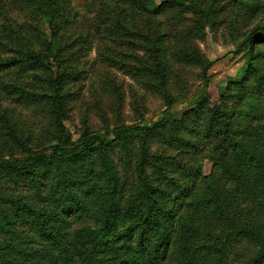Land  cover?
Segmentation results:
<instances>
[{"label": "rangeland", "instance_id": "374dc122", "mask_svg": "<svg viewBox=\"0 0 264 264\" xmlns=\"http://www.w3.org/2000/svg\"><path fill=\"white\" fill-rule=\"evenodd\" d=\"M165 2L57 0L60 17L52 27L38 11L36 0H0V60L29 53L49 58V67L0 69V162L49 154L51 146L59 144L51 98L53 82L60 74L70 149L79 147L86 133L113 139L120 130L150 128L174 115L173 120L181 124L185 148L172 145L174 128L165 124L149 137L130 136L110 149L109 155L125 200L137 195L141 163L145 162L150 179L153 167L164 166L175 181L172 184L182 189L180 197L172 196L167 202L170 219L179 225L182 218H188L193 212L191 200L201 199L205 186L204 180L197 187L185 186L183 170L199 167L207 176L220 159L208 144L203 114L188 108L205 95L203 76L209 63L215 62L208 73L212 107H235L237 130L264 127V86L247 91L237 106L226 97L229 83L240 82L246 75L248 51L238 54V48L246 34L264 25V0H187L182 7L181 0L175 8L157 11ZM256 6L260 11H254ZM184 124L191 132H201L200 136L185 133ZM83 164L91 172L88 178L97 182L102 169L99 153H92ZM104 179L101 184L106 183ZM157 184L163 190L164 184ZM26 190L4 187L6 195L17 198L25 197ZM125 215L123 210L121 220ZM4 238L1 234L0 242ZM179 238L180 234L173 235L170 251L158 264H178ZM246 246L230 255L234 263L254 253L252 246ZM0 254L10 263L19 262L17 252Z\"/></svg>", "mask_w": 264, "mask_h": 264}, {"label": "trees", "instance_id": "16d2710c", "mask_svg": "<svg viewBox=\"0 0 264 264\" xmlns=\"http://www.w3.org/2000/svg\"><path fill=\"white\" fill-rule=\"evenodd\" d=\"M180 1L166 0L157 11L175 8ZM186 2L182 0L180 6ZM36 3L53 27L60 17L57 0ZM253 9L260 11L257 6ZM244 38L238 54L248 51L246 75L240 82H230L226 90V97L236 106L247 91H259L264 86V25L255 27ZM55 61L59 62L58 58ZM214 64L205 67V95L188 108L191 113L203 114L208 144L220 159L207 176L199 167L183 170L181 182L185 186L193 188L204 180L206 187L201 199L191 200L193 212L188 218H182L179 225L172 216L170 219L167 202L172 196L180 197L182 189L172 184L175 181L164 166L153 167L150 179L145 162L141 163L137 195L125 200L109 155L110 149L130 136L149 137L165 124L174 128L172 145L185 148L180 138L181 124L173 120L174 115H167L150 128L120 130L113 139L86 133L82 144L70 149L72 138L63 124L66 111L60 95L62 75L56 74L51 102L59 144L51 146L49 154L41 152L26 160L0 162V235H5L0 252H17L18 264H156L170 251L173 235L180 234L176 244L178 264H264V127L237 130L235 107H212L208 73ZM37 65L49 67V58L29 53L0 60V69ZM184 126L183 131L190 133V126ZM191 133L196 137L201 134L195 130ZM94 152L99 153L102 168L97 182L88 178L91 172L83 164ZM143 156L147 160L148 155ZM103 178L106 183L101 184ZM161 182L163 190L155 186ZM9 185L25 187V197L6 195L4 187ZM166 188L175 191L169 193ZM123 210L126 215L121 220ZM244 244L252 246L254 253L250 251L244 261L234 263L230 255ZM0 264L14 263L0 257Z\"/></svg>", "mask_w": 264, "mask_h": 264}]
</instances>
